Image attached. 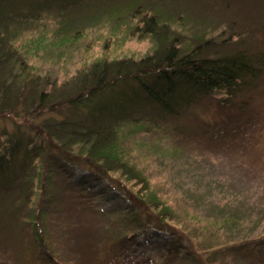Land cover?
<instances>
[{
    "label": "rangeland",
    "instance_id": "obj_1",
    "mask_svg": "<svg viewBox=\"0 0 264 264\" xmlns=\"http://www.w3.org/2000/svg\"><path fill=\"white\" fill-rule=\"evenodd\" d=\"M68 1H72L68 7L62 6L69 10H65L66 14L61 19L68 25H73L69 28L70 32L76 29L74 33L79 31L82 34L71 37L69 42H66L64 37L68 34L67 31L62 33L53 28L56 23L53 24L51 16L63 13L58 11V8L57 10H53L52 7L44 8L40 16L44 17V20L41 22L27 21L23 14L26 10L29 11L28 5L25 7L20 1L0 8V29H7V34L11 35L10 39L16 41L18 56L25 60L22 67L31 68V75H39L42 84L56 83L55 93L75 89L81 83H78L82 77L79 69H86L99 58L109 61L123 58L137 61L152 51L151 40L139 31L136 26L137 19H134L132 14L131 19H128L131 25L123 27L118 18L108 16L101 18L99 15L102 14L101 8L87 11L88 4L91 2L93 4L94 0ZM97 1L102 5L104 1L107 4L123 0ZM140 2L149 7L158 5L168 14L176 12L183 15L186 23L179 30L187 34L203 33L206 34L205 37L217 40L222 30L230 25L242 34L247 29L256 28L251 37L249 35L246 37L245 44L264 48V43L258 44L259 39L264 38V35H261L264 28L259 29L260 25L264 24L262 16L264 0H140ZM45 3H47L45 0L41 1L42 5ZM70 12L74 14L70 15ZM42 23L44 28L41 27ZM177 23L175 21L171 25L173 30ZM74 33L72 32L70 36ZM39 35V39L45 35L44 40L48 45L43 42L44 40L40 43L37 38ZM62 37L64 41L61 40ZM29 39L36 40L31 43ZM227 49L229 50L220 49L222 50L220 52H232L236 48ZM2 67L1 64L0 73L4 71ZM16 71L18 72L17 68ZM248 95V102L244 103L242 108L236 105L227 108L221 103L218 105L215 99L217 96H212L197 101L194 106L182 112L179 118L163 120L158 117L155 122V114L149 112L145 115V108L137 106L136 109L129 110L130 118L142 116L143 127L139 130L130 127L125 137L120 140L124 157L131 166L149 177L151 188L153 187L158 197L174 211L176 220H167L166 224L176 229L182 228L188 238L182 237L179 241V238L172 236L169 230L160 232L151 227L148 230L136 231L135 236L127 243L128 248L121 247V251H118L116 246L109 244L106 233L114 222H111L109 215L94 214L91 209L113 211L114 218L123 219L132 214L131 200L119 189L115 190L109 186L107 180L91 179L88 171L65 163L62 157H56L51 150V157L57 160L51 164L56 173L54 184L60 188H57L55 193L49 191L47 196L44 192L31 195L26 203L25 199L18 196V192L7 194L5 197L9 201L7 209L21 202L23 211L21 216L12 218L10 215L13 213L10 210L4 214L7 215L6 219H2L4 215L0 212V222H10L6 230L0 227V264H20L18 258L20 253L21 258L23 256L29 261L34 253L26 244L35 231L44 233L49 243L53 244L54 256L70 260L73 264H91L94 261L92 256L96 252H98L95 255L96 261L103 264H149L142 262L148 260L161 264L168 257L177 258L175 264H184L182 259L189 250L202 253L208 244H218L234 236L250 238L251 242H254L252 244L254 247L262 243L264 248V78ZM11 100L0 99V108L5 105L4 103L10 104ZM12 109L19 118L28 108L27 105H18ZM60 112L62 111L54 114ZM46 115L44 114L45 117ZM44 116L35 118L34 123L46 120ZM35 134L36 132L32 133L29 128L24 126L19 128L0 116V145L7 139L11 141L14 136L32 137ZM119 175L118 172L111 173L113 177ZM127 184L130 186L131 183ZM64 187L70 190L63 192ZM186 191L193 195L188 194L190 197H187ZM206 195L212 197L216 203L212 204L211 198L210 201L205 199ZM51 196L54 202L62 198L59 206L62 207L61 212L67 210L65 213L68 216L62 212L59 219L53 215L50 220L49 216L40 215L41 222H35L34 227L30 222L31 215L50 208L48 201ZM59 206L55 210L58 216ZM1 207L2 205L0 209ZM85 208H89L91 212L82 214L80 210ZM218 208L237 209L235 213L240 227L232 223L226 228L219 226L215 220L219 214ZM64 215L68 218L66 219ZM65 219L72 224L75 223L77 227L72 228V225L68 228L62 227L64 224L61 223ZM190 242L193 245H189ZM175 245H178L177 249L172 252L171 249ZM21 246L22 250L17 252ZM114 247L117 252L112 258L105 249ZM41 255L40 253L36 257L42 260ZM207 255L204 254L205 258ZM233 264L238 262L234 261Z\"/></svg>",
    "mask_w": 264,
    "mask_h": 264
},
{
    "label": "trees",
    "instance_id": "obj_2",
    "mask_svg": "<svg viewBox=\"0 0 264 264\" xmlns=\"http://www.w3.org/2000/svg\"><path fill=\"white\" fill-rule=\"evenodd\" d=\"M18 1L25 7L28 5L29 11L26 10L23 14L27 21H43L44 17L40 16L44 8L52 7L53 10L58 8V11H63L59 15L51 16V19L53 24L56 23L53 25L55 30L62 33L67 31L68 34L64 36L66 42H69L71 37L82 35L79 31L74 33L76 31L74 29L72 31L74 35L70 36L72 32L69 28L73 25H68L61 19L69 10L64 9L63 6L68 7L69 2L72 1L45 0L47 3L42 5V0H0V8ZM117 2L105 4L104 1L101 5L100 1L94 0L93 4L92 2L88 4L87 11L101 8L102 14H99L101 18L105 16L118 18L123 27L131 25L128 19H131L132 14L134 19H137L136 26L139 31L151 40L152 51L137 61L127 58L109 61L101 57L102 59L92 62L86 69H79L83 70L82 72L78 70L82 76L78 83H81L69 92L55 93L56 83L42 84L39 75H31V68L24 69L22 63L23 61L25 63V60L18 56L16 41L10 39L11 35L7 34V29H2L4 30L2 33L0 29V65L2 64L4 69L0 73L2 76L0 99L11 100L12 98L10 104L4 103L5 105L0 108V116L19 128L24 126L32 133L36 132L32 137L14 136L11 141L7 139L0 145V205H2L0 212L4 215L11 210L12 218L22 214L21 202L7 209L9 201L5 197L9 193L18 192V196L25 199L26 203L31 195L44 192L47 196L49 191L55 193L57 188H60L54 184L56 173L51 168V164L57 160L51 157L52 150L56 157H62L65 163L68 162L88 171L91 179L107 180L109 186L115 190L119 189L131 200L132 214L123 219L114 218L113 211L91 209L94 214H107L112 219L111 222L114 223H111L112 228L106 232L107 238L111 246H116L117 250L121 251V247L128 248L127 243L135 236L136 231L148 230L151 227L160 232L169 230L172 236L179 238V241L182 237H189L182 228L176 229L166 224L167 220H176L174 211L158 197L154 188H151L149 177L131 166L124 157L120 140L125 137L130 127L134 130L143 127L142 116L136 114L138 117L131 115L130 118L129 110L136 109L137 106L145 108V115L149 112L155 114L154 122L158 117L163 120L176 119L197 101L212 96H217L215 99L218 105L221 103L227 108L234 105L242 108L243 104L248 102L247 97L250 91L264 78V48L245 44L246 37L248 35L251 37L256 28L247 29L242 34L230 25L222 30L217 40H214L213 37H205L206 34L203 33L193 35L194 33L181 32L179 29L186 23V19L180 13L168 14L158 5L149 7L143 5L140 0ZM112 4L120 5L117 7ZM73 14L70 12V15ZM262 16L264 17V14ZM175 21L178 23L173 30L171 25ZM41 27L44 28V23ZM263 28L264 24H261L259 29ZM261 35H264V31ZM39 37L40 35L37 36L38 39ZM44 37L45 35L41 36L40 43L45 39ZM36 39H29V41L32 43ZM61 40L64 41V38L62 37ZM43 42L47 44L45 40ZM259 43H264L263 37L259 39ZM223 46L236 49L221 53L220 49L229 50ZM63 87L64 85L62 89ZM18 105H27L28 108L19 118L12 109ZM59 110L62 112L54 114ZM140 113L143 112L140 111ZM44 114H47L46 117ZM41 116H44L46 120L34 123V119ZM44 172L47 174L44 175ZM116 172L120 174L121 180L119 177L111 176V173ZM127 183H131L130 186ZM69 190L68 187L63 188V192ZM188 194L193 195L186 191L187 197H190ZM210 198L211 203L215 204L216 201H213L212 197L205 196V199L209 201ZM61 199L56 200L55 203L51 196L48 201L50 208L47 207L46 211L31 215L32 225L35 227V222H41L40 215L43 217L47 215L50 220L55 215L59 219L60 214L67 211L64 209L61 212L62 207L59 206ZM58 206L60 207L59 216L55 211ZM225 208L217 209L219 214L215 220L218 221V225L226 228L232 223L239 228L240 223L237 222V213H235L237 209L226 210ZM87 211L91 212L89 208L80 210L82 214H87ZM66 215L64 216L67 219L68 215ZM6 217L7 215H4L2 219ZM66 219L61 223V225L64 224L62 227L68 228L70 225L72 228L77 227L75 223L72 224ZM9 223L0 222V227L6 230ZM68 232L71 233V230ZM21 234L23 235V229ZM236 237L238 236L220 241L218 244H208L202 253L189 250L182 262L184 264H233L237 261L238 264H264L262 243L254 247L252 245L254 242H251L250 238ZM189 245L193 243L190 242ZM26 246L30 247L29 250L34 253V257L31 256L27 261L23 256L21 258L20 253L18 256L20 264H73L70 260L54 256L53 244L49 243L44 233L33 232ZM177 246L175 245L171 251L175 252ZM116 248L105 250L111 254L110 257L114 258ZM21 250L22 246L17 249V252ZM43 250L44 252H41ZM36 253L42 254V260L36 257L38 255ZM97 253L93 254L94 261L91 264H103L102 261H100L102 263L96 261ZM203 253L208 254L207 258ZM176 260L175 257H168L161 264H175ZM142 262L155 264L151 260Z\"/></svg>",
    "mask_w": 264,
    "mask_h": 264
}]
</instances>
